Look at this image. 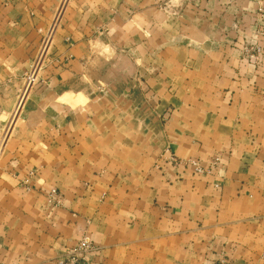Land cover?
<instances>
[{
	"label": "crops",
	"instance_id": "1",
	"mask_svg": "<svg viewBox=\"0 0 264 264\" xmlns=\"http://www.w3.org/2000/svg\"><path fill=\"white\" fill-rule=\"evenodd\" d=\"M256 8L0 0V127L43 62L0 156V264H52L83 240L87 264H264Z\"/></svg>",
	"mask_w": 264,
	"mask_h": 264
},
{
	"label": "rangeland",
	"instance_id": "2",
	"mask_svg": "<svg viewBox=\"0 0 264 264\" xmlns=\"http://www.w3.org/2000/svg\"><path fill=\"white\" fill-rule=\"evenodd\" d=\"M256 3V15L254 16L255 22L259 25L258 35L264 34V0H253ZM243 52L246 55L248 59H251L252 61H257L259 58V55L261 54V49L258 45L255 44H247V47L243 46ZM43 68V62L41 60H36L33 65L29 67V69L24 73V84L21 87V90L19 91L18 96V104L15 105V108L11 113H9L11 116L9 118L8 116L2 120V126L0 127V156L5 153L7 143L9 138L12 136L14 132V121L15 118L21 108V104L26 97L27 93L30 91L32 86L35 82L38 80V74ZM29 77H32L30 80ZM30 82V83H29ZM29 83L28 89L26 91V95L21 98V95L24 93V89L26 87V84ZM20 102V103H19Z\"/></svg>",
	"mask_w": 264,
	"mask_h": 264
},
{
	"label": "built area",
	"instance_id": "3",
	"mask_svg": "<svg viewBox=\"0 0 264 264\" xmlns=\"http://www.w3.org/2000/svg\"><path fill=\"white\" fill-rule=\"evenodd\" d=\"M29 79L31 80L32 77H29ZM29 83L26 84L24 93L21 95L20 100L22 97L26 95V91L28 89ZM161 161L172 165L189 166L196 173H203L206 171V168H204L199 161L191 160V159H187V160L178 159L173 155H171L169 152H165L163 154ZM218 162H219L218 158H213L210 162V166H214ZM55 194H56L55 190H50V202L53 204H58L59 203L58 199L54 198V196H56ZM93 249L94 247H92L88 242H85L83 240L76 247L70 250H66L63 253V255L58 259H56L52 264H87L85 259L86 255L89 254V252L93 251Z\"/></svg>",
	"mask_w": 264,
	"mask_h": 264
}]
</instances>
